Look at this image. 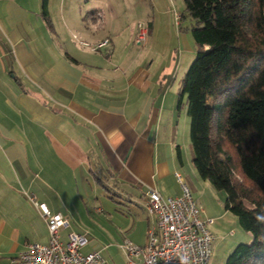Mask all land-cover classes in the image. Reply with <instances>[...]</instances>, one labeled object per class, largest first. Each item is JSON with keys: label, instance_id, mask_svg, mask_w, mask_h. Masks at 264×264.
<instances>
[{"label": "crops", "instance_id": "crops-1", "mask_svg": "<svg viewBox=\"0 0 264 264\" xmlns=\"http://www.w3.org/2000/svg\"><path fill=\"white\" fill-rule=\"evenodd\" d=\"M138 9L137 0H0V264L49 242L39 203L69 219L65 243L88 235L72 221L87 202L116 194L142 206L145 236L129 240L143 245L150 190L175 197L185 183L201 208L215 194L194 167L186 105L164 89L166 70L135 47L138 34L120 37ZM105 39L96 50L81 43ZM84 247L127 264L121 246L110 259L94 238Z\"/></svg>", "mask_w": 264, "mask_h": 264}, {"label": "trees", "instance_id": "trees-1", "mask_svg": "<svg viewBox=\"0 0 264 264\" xmlns=\"http://www.w3.org/2000/svg\"><path fill=\"white\" fill-rule=\"evenodd\" d=\"M196 57L178 107L190 119L193 164L225 191L253 239L226 264H264V0H185ZM46 8L44 14L46 15Z\"/></svg>", "mask_w": 264, "mask_h": 264}, {"label": "rangeland", "instance_id": "rangeland-1", "mask_svg": "<svg viewBox=\"0 0 264 264\" xmlns=\"http://www.w3.org/2000/svg\"><path fill=\"white\" fill-rule=\"evenodd\" d=\"M137 5L139 11L135 10V14L125 25L122 22L119 24L120 37L121 39L136 37L137 34L139 37V24L148 29L149 34L147 33L146 37H150V42L146 39L139 46L135 44V47L149 54L154 60V67L166 70L164 89L170 91L175 101H178L182 78L197 53L192 35L195 21L186 10L185 0H137ZM133 33L135 35H132ZM77 37L81 36L77 34ZM123 44L124 42L120 43V45ZM186 117V139L189 143V117ZM207 183L212 184L208 181ZM109 187L112 192H117L112 184H109ZM211 187L215 194H206L207 207L205 205L202 207L205 211L204 219H212V216L215 219L214 224H209L210 231L215 235L211 264H226L232 250L239 243L252 241L253 237L241 227L237 216L226 210V192L217 190L213 185ZM115 195L107 193L96 196L97 198L85 204V210L77 212L74 218L72 217V221L80 225L78 227L81 231H89L88 239L94 238L102 246L108 247L103 253L109 259L122 255L119 246L132 234L140 238L145 236L142 219L137 218L134 213L137 209L144 216L141 202L139 201L138 207L134 204L130 206L128 201ZM135 221H139V224ZM216 226L219 231L215 229ZM63 239L65 240L66 237ZM84 246H82V252L88 253V247Z\"/></svg>", "mask_w": 264, "mask_h": 264}, {"label": "built area", "instance_id": "built-area-1", "mask_svg": "<svg viewBox=\"0 0 264 264\" xmlns=\"http://www.w3.org/2000/svg\"><path fill=\"white\" fill-rule=\"evenodd\" d=\"M138 41L147 39L148 29L139 24ZM105 39L95 45L81 43L96 50L108 44ZM181 181V178L179 176ZM147 212L154 218L146 235V242L138 245L126 239L121 245L127 264H210L214 235L209 229L212 219H204L202 208L185 183L181 195L164 197L157 190L147 193ZM46 219L49 242L29 243L27 248L12 257L8 264H111L100 251L82 252L88 242L87 233L71 232L67 242L61 240V230L69 225L62 214L52 213L39 203Z\"/></svg>", "mask_w": 264, "mask_h": 264}]
</instances>
